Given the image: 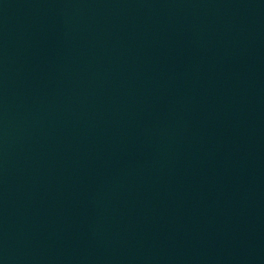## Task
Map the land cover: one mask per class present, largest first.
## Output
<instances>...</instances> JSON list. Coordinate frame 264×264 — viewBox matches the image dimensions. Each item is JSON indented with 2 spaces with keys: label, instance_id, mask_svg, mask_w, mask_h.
<instances>
[{
  "label": "water",
  "instance_id": "1",
  "mask_svg": "<svg viewBox=\"0 0 264 264\" xmlns=\"http://www.w3.org/2000/svg\"><path fill=\"white\" fill-rule=\"evenodd\" d=\"M0 264H264V0H0Z\"/></svg>",
  "mask_w": 264,
  "mask_h": 264
}]
</instances>
